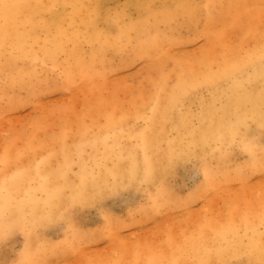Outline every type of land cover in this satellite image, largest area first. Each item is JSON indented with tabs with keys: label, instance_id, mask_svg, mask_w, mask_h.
Wrapping results in <instances>:
<instances>
[{
	"label": "bare ground",
	"instance_id": "1",
	"mask_svg": "<svg viewBox=\"0 0 264 264\" xmlns=\"http://www.w3.org/2000/svg\"><path fill=\"white\" fill-rule=\"evenodd\" d=\"M207 1L201 9L184 1L174 12L164 8L159 14L138 21L128 18L118 6L102 8V0H5L15 7L6 15L0 13V59L5 60L4 64L0 63V69L9 73L0 80V125L15 118L12 112L19 107L37 99L43 93L45 82L56 91L55 87L63 88L79 75L91 77L88 78L90 83L79 84L78 90L82 92L93 83H105L97 78L98 72L107 67L101 41L107 42L114 55L129 52L125 59L128 63L122 62L128 66L141 57L154 55L157 50H165L174 40L159 32L160 22L168 23L175 17H189L194 13L204 14L209 20L213 9L225 16L234 6L231 0ZM130 3L139 4L136 0H128L127 4ZM47 8L57 14H54L56 22L47 27L44 35L38 29L44 27L42 25L35 26L29 33L20 32L21 25L34 24L33 13ZM144 11L148 8L140 7V13ZM115 17L122 18L118 25L112 21ZM98 18L102 21L100 27L94 22ZM80 33L94 41L88 57ZM219 45L224 49L221 57H214L211 54L214 52L208 48L207 53L200 56L203 61L195 71L178 67L174 74H165V59H156L152 65L146 60L149 72L156 73L155 76L151 74L146 83L151 87L149 95L143 89L132 93L126 90V87L131 90L132 84L124 86L119 82L108 96L103 94L107 87L97 95L82 96L85 109H130L126 113H106L101 118L89 119V114H84L76 126L67 129L62 125L57 132L45 130L52 124L50 116H36L29 121L32 133L22 135L14 129L13 133L11 130L0 137V229L5 222L14 224L12 234L6 240L0 239V247L11 242L19 231L26 239L17 250V260L35 258L22 254L26 242L29 253L39 249L44 264L49 258L67 256L77 241L94 236L83 231L77 215L71 211L110 195H120L125 190H137L140 181L147 188L146 200L135 211L142 217L161 215L163 209L171 215L170 208L190 205L205 193L209 194L208 199L224 198L225 190L222 187L211 190V181L225 177L228 170H222L218 163H214L212 169L208 163L210 158L204 157V152L223 157L235 138H239V148L249 141L259 147L264 145V135H257L253 129L257 125L264 134V63L261 60L264 49L241 55L238 47ZM64 58L70 69L62 70L57 79H51L53 81L47 79L46 63L50 61L55 67H62ZM182 59L186 61L187 57ZM101 60L102 65L98 67L96 63ZM39 62L43 64L37 67ZM216 62L219 65L213 67ZM246 84L250 88L246 89ZM21 89L26 91V97L19 96ZM120 92L126 95L121 96ZM74 94L70 92L68 98L72 100ZM181 105L186 109L179 111ZM60 110L67 112V109ZM133 116H143L146 126L136 129L130 123ZM169 128L177 135L170 138ZM195 154L200 157L197 167L203 172L200 186L187 195L174 194L165 175ZM260 155L250 157L254 160L238 169L250 168L253 161L260 164ZM73 162L77 165L75 171L70 167ZM236 186L237 189L230 188L232 191L228 189L227 195L252 189L242 181ZM191 207L186 210L193 214L194 220H199L200 214ZM168 215L161 217L164 219L159 223H165ZM103 221L104 228L111 229L110 241L125 240L124 236L128 235L123 232L125 220L111 216L110 219L104 217ZM263 221L264 211L254 210L247 212L240 221H210L206 225L204 222L205 226L184 237L179 244L173 243V238L168 239L172 242V252L163 256L158 253L157 257L153 254L146 264H264ZM60 223L65 228L63 243L58 242L51 231L45 234L35 230L37 226L50 230ZM137 248V245L132 246L134 255ZM90 252L83 247L75 254L89 256L82 264H91Z\"/></svg>",
	"mask_w": 264,
	"mask_h": 264
},
{
	"label": "rangeland",
	"instance_id": "2",
	"mask_svg": "<svg viewBox=\"0 0 264 264\" xmlns=\"http://www.w3.org/2000/svg\"><path fill=\"white\" fill-rule=\"evenodd\" d=\"M127 1L102 0V8L105 7L107 10V7L114 8L118 6L121 11L123 10L124 13L128 14V18L140 21V19H148L150 15L159 14L164 8H169L171 12H174L184 1L192 2L194 4L192 6L195 8L199 7L200 9L208 2L207 0H136L139 3L138 5L134 3L128 5ZM231 1H233L234 6L229 12L226 11L225 16L218 14L217 9H213L211 14H209V20L206 19L204 14L194 13L190 14L189 17H175L168 23L160 22L159 32L172 36L174 40L169 45H166L168 47L165 50H157L154 55H147L145 58L141 57L136 62H131L128 66L122 62H127L125 59H127L129 52L121 56L114 55L112 49L108 47L107 42L101 41L100 46L104 55L103 59L107 62V67L104 71L100 70L98 72L100 75L97 78L101 81H106L105 83L102 82L99 85L93 83L85 92L78 90L81 82L83 84L90 83L88 78L91 77L87 78L85 75L82 77L80 75L77 76L68 85L64 84L63 88L55 87L54 90L56 91H52L53 86L51 87V84L43 83V93L38 95L37 99L19 107L18 110L12 112V114H16L15 118L6 123V125H0V137L7 135L11 130L10 133H13L14 129H17L22 135L32 133V125L29 124V121L36 116L46 118L50 116L53 120L52 124L45 130L57 132L62 125L67 126V129L76 126L77 120L79 117H84V114H89L87 116L89 119V117L101 118L106 113L122 114L130 111V109H116L113 111L109 109H101V111L98 109H85L86 102H83L81 99L83 98L82 96H87L88 94L97 95V93L106 87L103 94L108 96L107 93L112 91L116 87V84H120L119 82H123L124 86L126 83L132 84L133 88L131 90L126 87V90L132 93L143 89L149 95L151 87H148L146 83L150 75L153 74L155 76L156 73L154 71L152 73L149 72L150 67L145 66L146 60L152 65L156 59H165L163 66L165 74H174V69L178 67H180L179 69L189 68V70L195 71L200 65L199 62L203 61L200 56L203 53H207L206 50L208 48L211 52H214L211 53L214 57H221L224 49L220 47L219 43L238 47L237 50L242 53L241 55H250L255 53L257 49H264V11L260 7L262 0ZM140 7L148 8V11L140 13ZM54 14L57 13L48 8L35 12L33 13L35 17L34 24L21 25L19 30L23 33H29V30L31 31L35 26L42 25L44 27H39L38 29L41 35H44L48 29L47 27L52 26L56 22ZM121 19L120 17H115L112 21L114 25H118ZM94 22L99 23L98 27L102 25V21L99 18ZM80 35L86 43V45L83 44V50L85 56L88 57L92 53L90 45L94 46V41L87 40L82 33ZM59 56L62 58L61 53ZM183 56L187 57L186 61H183ZM110 58H112V61ZM176 58L178 59L176 60ZM0 63H5L4 58L0 59ZM63 63L62 67H55L48 61L46 63V69L49 70L47 79L55 80L62 70L66 68L70 69L66 58H64ZM42 64L43 62H39L37 67H40ZM96 64L100 67L102 60ZM218 65L219 62L213 63V67H217ZM7 75H9L8 71L0 69V80L5 79ZM244 86L246 89L250 88L248 84ZM128 91L126 92L128 93ZM70 92L75 93L72 100L68 98ZM20 93L22 94L19 95L20 97L27 96L24 89L18 92V94ZM120 95L124 96L126 94L120 92ZM55 103L61 106L57 108L54 105ZM192 107H195V105H192ZM53 108L58 110L53 111ZM180 108L178 109L179 111L186 109L184 105H181ZM60 109H67V112H62ZM130 123L136 129H140V127L146 126L147 120L143 116H133ZM253 129L257 135H264L257 125ZM45 130H39V132ZM168 135L172 138L177 133L174 129L169 128ZM238 143L239 138L231 140L230 150L223 157L211 156L208 151L204 152V157L209 156L210 158V162L208 163H211L212 169L214 168V163H218L222 170L227 169L228 172L225 177L217 178L216 182L214 180L211 181L213 185L211 190H217L221 187L225 190L223 192L224 198L208 199L209 194L205 193L198 200L190 204L196 208L194 211L200 214L199 220H194L193 214L186 210V208H192L190 205L170 208L169 213L171 215H168L167 211L163 209L160 211L162 212L161 215L156 214L155 216L142 217L135 211V208L146 200L145 191L147 188L144 182L140 181L137 190H125L120 195H110L102 201H95L88 205L75 207L71 213L74 212L75 216L77 215L83 231H88L94 236L80 239L76 242L75 248L67 256L59 259L56 257L49 258L50 261L47 264H68L69 261L71 264H82L87 261V257L89 256H77L75 252L78 249H83V247L91 251V264H113L116 261H118V264H130L133 262H136V264H146L153 254L157 257L158 253H162L163 256L166 253L170 254L172 252L170 248L172 242H168V239L173 238V243L179 244L184 237L192 235V233L203 227L204 222H206V225L210 221L220 223L228 222L230 219L240 221L249 211H264V204L262 203L264 200V157L260 155V147L256 145L257 150L255 154L260 155V164L257 161H253L251 162L253 165L250 168L243 171L238 169L240 165H248L250 160H254L249 157L244 148L237 146ZM198 160H200V157L198 154H195L189 161L184 162L173 171L170 170L165 175L167 184L174 194L177 192L187 195L192 189L200 186L203 172L197 167L196 161ZM261 165L263 167L260 169ZM70 167L74 171L77 170L75 162ZM241 181L246 185H251V191L231 192V195H227V190L230 188L237 189L236 185ZM231 189L229 191H232ZM179 201L181 202V199ZM166 215H168L167 221L159 223L164 219L160 218ZM111 216L125 220L123 232L128 234L124 236L125 240L110 241L108 238V233L111 229L109 226L104 228L103 218L110 219ZM259 223L261 224V222ZM35 230L45 234L51 231L58 242H64L65 228H63V224L61 223L50 230L44 229L41 226L35 227ZM25 239L24 234L18 231L12 237L11 242L3 244L0 247V261H8L10 264L13 259H16L17 250L23 246L22 244L25 242ZM127 241L130 242L125 243ZM142 243L143 245H141ZM133 245L139 247L135 255L132 249Z\"/></svg>",
	"mask_w": 264,
	"mask_h": 264
},
{
	"label": "snow or ice",
	"instance_id": "3",
	"mask_svg": "<svg viewBox=\"0 0 264 264\" xmlns=\"http://www.w3.org/2000/svg\"><path fill=\"white\" fill-rule=\"evenodd\" d=\"M13 7H15L12 4H9L5 2V0H0V13L7 14ZM262 11H264V0H262L260 5ZM262 63H264V55L261 56ZM244 150L248 153L249 157H254L257 146L254 142H247L243 145ZM259 151L261 152L262 157H264V145H261L259 148ZM207 178V174H206ZM155 206V205H154ZM14 230V224L12 222H5L2 229H0V239L6 240L9 235L12 234ZM22 254L25 256L33 255L34 259H13L10 264H44L42 255L40 254L39 249L35 250L34 253H29L27 242L25 244V249L22 250ZM0 264H9L8 261H0Z\"/></svg>",
	"mask_w": 264,
	"mask_h": 264
}]
</instances>
